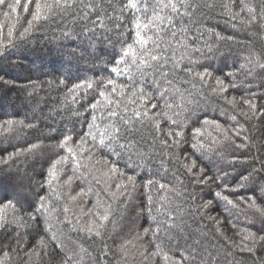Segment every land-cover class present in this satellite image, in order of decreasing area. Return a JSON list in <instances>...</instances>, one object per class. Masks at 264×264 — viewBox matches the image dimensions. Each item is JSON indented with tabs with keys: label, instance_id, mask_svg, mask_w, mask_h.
I'll list each match as a JSON object with an SVG mask.
<instances>
[{
	"label": "trees",
	"instance_id": "16d2710c",
	"mask_svg": "<svg viewBox=\"0 0 264 264\" xmlns=\"http://www.w3.org/2000/svg\"><path fill=\"white\" fill-rule=\"evenodd\" d=\"M92 2L107 16L120 15V27H113L117 21L105 18L108 27H98L93 32L82 17L68 13L23 40L13 39L14 46L6 47L0 55V125L4 126L0 128V157L43 142L35 154L21 152L15 156L9 161L11 167L0 164V216L4 218L0 227V259L7 252L9 259L5 264H61L60 248L48 239L50 230L64 241L65 251H79L81 247L87 250L81 253L82 264H165L160 257L151 255L153 245L147 242L151 232L123 251L120 247L136 232L158 225L165 250L171 245L170 254L187 247L193 254L211 253L213 264H264V240L258 241L254 252L241 251L244 244L251 243L243 240L249 232L257 238L264 235V212L257 211L264 210V70L254 65L240 67L249 54L264 56V26L257 22L247 26L232 20L222 14L220 0H215V8H198L191 27L205 33V41L215 39L208 29L235 39L219 40L211 52L202 47L203 54L193 52L191 62L187 56L181 61L182 66L198 71L207 69L211 76L204 83L196 80L193 88L192 82L185 80L187 73L177 71L175 87L183 92L185 101L183 111L173 110L180 115L169 113L176 123L161 115L157 117L158 133L145 126L130 134L137 141L133 148L118 146L119 155L110 154L111 149L94 150L92 160H81L86 167L77 169L75 174L71 166L65 167L51 188L46 183L51 160L63 152L59 148L61 139L69 134L76 139L86 131L92 113L89 106L98 98L95 83L92 89L79 90L75 97L67 89L78 82H98L109 77L124 81V75L112 73L111 69L122 46L133 41L132 12H120L127 0ZM31 10L29 6V14ZM29 14L20 11L17 32L26 26ZM94 15V11L90 12L89 19ZM0 23L4 24L2 39L6 43L9 21L2 14ZM176 55L179 58V49ZM249 69L251 74H247ZM217 77L228 84L222 94L212 91L217 87ZM147 83L152 84L151 73ZM172 95L179 100L175 92ZM232 97L235 101L229 103ZM253 97L259 115H253L244 103ZM153 102L158 107L152 111L159 110V98ZM128 107L131 110L134 105ZM7 120L24 121L33 127L14 124L8 130ZM205 121H215L222 128ZM136 127L139 129L140 125ZM170 130L173 136L175 131H182V136L176 138L178 145L165 149L160 140L169 139ZM234 130L240 132L239 137ZM241 144L244 146H238ZM137 152L144 154L143 159L138 158ZM98 159L100 163H96ZM192 160L196 166L189 173L183 165ZM109 163H116L126 174H135L136 186L129 198L117 192V174L105 175ZM201 168L204 171L198 174ZM245 175L247 181L242 180ZM69 176L71 182L64 183ZM205 176L212 179L201 183ZM148 179L179 189L178 194L169 193L171 203L165 202V207L153 216L142 211L147 202ZM81 190L82 194L77 195ZM216 192L227 195L237 207L217 197ZM158 194L157 188L152 187L154 208L158 207ZM40 196L47 197L55 210L51 216L45 213L33 219L29 215L33 211L31 205ZM253 200L256 207L250 206ZM10 203L17 204V212H12ZM109 206V219L101 228L103 238H89L81 227ZM65 207L69 209L67 213L63 211ZM40 237H44L46 248L38 246ZM32 249L35 251L30 256L24 255Z\"/></svg>",
	"mask_w": 264,
	"mask_h": 264
},
{
	"label": "snow or ice",
	"instance_id": "6c2138e0",
	"mask_svg": "<svg viewBox=\"0 0 264 264\" xmlns=\"http://www.w3.org/2000/svg\"><path fill=\"white\" fill-rule=\"evenodd\" d=\"M29 6L32 9L30 14ZM202 7L215 8L217 4L215 0H203V2L201 0H153L151 4L148 3V0H127L120 9V12L121 14L126 10L132 12L134 38L132 43H125L122 46L119 58H113L114 66L111 69L112 73L124 75V81L118 82L117 79L109 77L106 80H100L98 82H78L67 89L75 97L78 95L79 90L92 89L95 83L98 98L89 106L92 113L90 121L86 125V131L81 132L76 139L71 134L61 139L59 148L63 152L56 154L55 159L51 160L46 178V183L50 188L53 186V182L59 179L60 173L65 167L71 166L74 174L77 169L86 167L81 163V160H92L94 150L104 152L105 150L111 149L110 154L119 155L120 153L116 152L118 146L122 149H131L137 143L136 140L130 137L131 133L139 132L145 126L154 129L158 133L160 120L157 117L163 115L171 123H176L172 119V115L178 116L180 112L173 110L180 109L183 111V101H185L183 92L175 87L177 71L187 73L185 80L192 82L193 88L196 87V80L204 83L206 82V77L211 76V73L207 69L198 71L187 65L182 66L181 61L187 56L191 62L193 60L191 53L203 54L202 47L211 52L219 40L233 41L235 39L231 35L222 36L213 29H208L207 32L213 34L215 39L211 40V42L202 40L205 33L197 32L196 29L191 27L197 14L196 10ZM219 7L223 10L222 14L229 16L232 20L238 21L241 24L251 26L254 22H257L264 26V0H256L255 3L252 0H248V2L246 0H239V4H237V0H220ZM76 9H79V11L76 12ZM21 10L23 13L29 14V19L26 21V26H21V29L17 32L16 25L20 23ZM92 11L96 15L89 19L90 12ZM68 13L82 17L84 21H87L86 26L93 32L98 27L101 29L108 27L105 24V18L117 21L112 25L113 27H120L118 23L121 19L120 15L107 16L106 13H103V9L98 4L93 3L92 0H23V4L22 0H0V14L3 15L6 21H9V26L7 27L8 39L6 43L2 39L4 24L0 23V55L4 54L6 47L14 46L13 39L23 40L31 36L33 32L41 31L46 24L54 22L57 18L63 17ZM177 49L180 50L179 58L176 55ZM247 65H254L264 70V56L249 54L245 58V63L241 64L240 67L243 69ZM149 73L152 76L151 85L147 83ZM247 74H251V69L248 70ZM228 75L232 74L229 73ZM60 83H64V81L61 80ZM215 84L217 87L212 89L213 92L222 94L227 90L228 84H225L222 78L217 77ZM232 86H236L234 79ZM154 89L155 91H153ZM173 92L176 93L179 100L172 95ZM157 98L161 101L160 109L152 111L158 107L157 102H153ZM223 98L228 99L227 97ZM234 101L235 97L228 100L229 103H233ZM244 103L253 115L261 114L256 111L254 97L244 100ZM129 104L134 105L131 110L128 107ZM170 111L172 115L169 114ZM244 115H247V113H244ZM105 117L109 119L105 120ZM233 119H235V116H233ZM204 123H213L216 124L217 129L222 128L215 121H205ZM5 124L8 126V130H11L14 124L23 127H33L31 123L25 125L24 121L7 120ZM136 125H140V128L138 129ZM3 127V125H0V128ZM223 130L225 132L227 131V129ZM196 132L200 133L201 130L196 129ZM167 136L169 139L160 140L161 146L165 149L178 145L179 141L176 138L182 136V131H175V135L173 136V130H170ZM235 136L239 137L240 132L235 131ZM155 142L156 138L154 137L153 143ZM41 143L43 142L33 143L26 149L9 153L6 157H0V164L9 165V161L21 152H32L35 154L34 150L38 149ZM238 146L244 145L241 144ZM193 147L195 148L196 145L194 144ZM136 155L138 158L143 159V153L137 152ZM96 163H100V160L98 159ZM195 166V160L183 165L189 173L192 172ZM203 171V168L199 169L198 174L203 173ZM109 173L118 175L119 180L115 184V188L126 199L129 198L131 191L136 186L135 174L122 172L116 163L108 164V171L105 172V175L107 176ZM210 179L212 177L205 176L200 182L206 183ZM71 180L72 177L69 176L64 183H70ZM242 180L247 181L248 176H243ZM145 187L148 189V195L146 198L147 202L142 211H146L149 216H153L155 212L161 211L165 207V202L171 203L169 193H179V189L162 183L159 180L148 179ZM152 187L157 188L159 192L156 197L158 207L155 208L151 195ZM82 192L83 190H81V193H77V195H81ZM112 195L115 197L116 194L113 193ZM215 195L226 201L227 204L232 205V207H237L233 200L229 199L227 195H223L222 192H216ZM75 198V196L72 197V199ZM250 206L256 207L254 200ZM9 207L13 213L18 211L16 203H10ZM31 207L33 211L29 215L33 219L37 215L44 216L45 213L51 216L52 211L55 210L51 207V202L44 196H40L37 203L31 205ZM63 211L67 213L69 209L65 207ZM257 211L264 212V210L259 208H257ZM110 212L111 206L106 207L102 214L96 212V219H90L80 230L84 231L89 238L93 236L103 238L104 234L101 232V228L108 221ZM97 220H99V223H97ZM3 222L4 218L0 216V227L3 226ZM149 232L152 233L151 238L147 241L153 245L151 255L160 257L165 264H213L211 253L205 254L200 252L193 254L187 247H185V251L170 254L171 245H168V250L166 251L164 241L161 240L158 225H149L142 232H136L131 239L121 244V250L126 249L127 245L133 243L134 240H143L148 236ZM47 234L48 239L53 245L60 248L63 256L61 264H82L83 256L81 253L86 252V249L81 247L79 251L75 249L65 251L64 241L59 240L55 232L49 230ZM243 240L251 241V243L244 244L241 251L254 252L258 241L264 240V235L257 238L254 233L249 232L247 236L243 237ZM37 244L41 248L47 247L44 237H40ZM31 251H35V249L24 253V255L30 256ZM8 259L9 253H3L0 264H5V261Z\"/></svg>",
	"mask_w": 264,
	"mask_h": 264
}]
</instances>
